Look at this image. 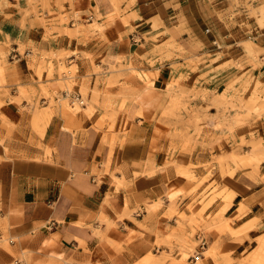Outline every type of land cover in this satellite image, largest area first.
I'll return each instance as SVG.
<instances>
[{"label": "rangeland", "instance_id": "rangeland-1", "mask_svg": "<svg viewBox=\"0 0 264 264\" xmlns=\"http://www.w3.org/2000/svg\"><path fill=\"white\" fill-rule=\"evenodd\" d=\"M73 1L0 0V17L37 18L43 41L51 43L48 52L31 47L24 85L17 63H9L12 46L0 42V92L8 94L6 87H15L28 104L31 128L39 137L58 110L65 128L76 126L78 115L93 116L92 128L109 148L107 167L117 156L116 147L130 139L132 115L138 126H152V135L141 136L150 139V149L130 151L141 157L146 153L143 171L132 176L152 175V201L146 208H166L160 220L177 221L173 227L158 224L154 243L129 264H202L200 256L214 264H232L230 249H202L196 236L207 230L217 238L244 232L232 231V223L247 209L242 203L230 218H223L237 193L235 182L251 184L252 191L264 196V15H259L264 0H221L218 18L227 23L229 35L216 40L218 48L211 45L201 54L175 43L157 17L140 18L133 12L134 0H110L112 10L105 16L96 0L89 22H80ZM138 22L145 27L142 43L126 52L129 41H122V29L129 28L124 34L134 32ZM105 37L117 38L123 46L113 64L96 62L88 54L89 43ZM24 50L19 44L18 53ZM71 96H79L82 104H71ZM259 202L264 206V199ZM214 203L215 214L203 218ZM250 242L240 264H264V236L255 249Z\"/></svg>", "mask_w": 264, "mask_h": 264}, {"label": "crops", "instance_id": "crops-1", "mask_svg": "<svg viewBox=\"0 0 264 264\" xmlns=\"http://www.w3.org/2000/svg\"><path fill=\"white\" fill-rule=\"evenodd\" d=\"M220 1L134 0L132 8L144 21L157 17L175 43L193 54H201L209 51L212 40L222 41L229 35L227 23L218 18L222 12ZM96 4V0L73 1L80 22L93 20ZM111 10L110 0H99L101 16ZM141 25L134 23V32L126 34L129 28L122 29V41H129L128 49L124 47L126 52L136 48L137 41L142 43L145 27ZM206 28L212 29L210 34L204 33ZM42 35L37 18L0 17V42H7L18 54V59L9 63H17L24 85L31 47L39 52L51 49L50 41H43ZM261 37L264 42V34ZM19 44L25 49L22 55L18 53ZM89 45L92 59H102L105 64H113L123 48L112 37L96 43L92 40ZM72 61L81 64L75 58ZM6 88L8 94L0 92V264H129L134 255L141 256L154 243L153 232L158 224L175 226L174 217L160 220L166 208H146L152 201V175L132 176L133 172L143 171L146 153L141 157L130 151L150 149V139L141 136L152 135V126H138L132 115L130 139L116 147L117 156L107 167L109 148L92 128L93 116L78 115L77 125L65 128L58 110L39 137L31 128L33 116L27 102L19 98L14 86ZM151 167L149 164L148 170ZM252 186L235 182L237 193L223 213L224 219L230 218L242 203L247 209L232 223V231L244 232L217 238L216 233L207 230L196 236L200 239L204 235L206 249H230L228 258L232 264H240L248 239L255 249L256 241H262L264 236V206L259 202L264 196L260 190L252 191ZM135 208L138 210L132 213ZM216 211L214 203L202 216H212ZM254 219L258 220L255 227L246 231L245 226ZM199 258L205 261L202 264H214L211 258Z\"/></svg>", "mask_w": 264, "mask_h": 264}, {"label": "built area", "instance_id": "built-area-1", "mask_svg": "<svg viewBox=\"0 0 264 264\" xmlns=\"http://www.w3.org/2000/svg\"><path fill=\"white\" fill-rule=\"evenodd\" d=\"M204 33H205V34H210L211 31H210L209 28H206V29H204ZM211 45L214 46V47H216V48L219 47V46H218V43H217L216 40H212V41H211ZM10 58H11V60H17V59H18V54H17L16 52H12L11 55H10ZM204 244H205V243H203L202 240H201V242H200V247L202 248ZM18 264H21V263H18Z\"/></svg>", "mask_w": 264, "mask_h": 264}, {"label": "bare ground", "instance_id": "bare-ground-1", "mask_svg": "<svg viewBox=\"0 0 264 264\" xmlns=\"http://www.w3.org/2000/svg\"><path fill=\"white\" fill-rule=\"evenodd\" d=\"M259 15H264V10H261V12H259ZM74 102H79L80 104H82L80 97L79 96H71V104H73ZM230 197V196H229ZM205 243L202 247V249L204 248V246L206 245V242L203 238L200 239V242ZM201 248V247H200Z\"/></svg>", "mask_w": 264, "mask_h": 264}]
</instances>
